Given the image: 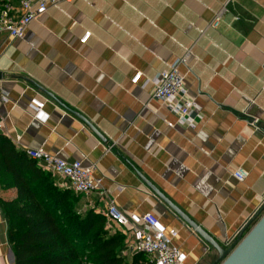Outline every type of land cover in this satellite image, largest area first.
<instances>
[{
    "label": "crops",
    "instance_id": "0c3cea01",
    "mask_svg": "<svg viewBox=\"0 0 264 264\" xmlns=\"http://www.w3.org/2000/svg\"><path fill=\"white\" fill-rule=\"evenodd\" d=\"M186 51L180 71L197 120L170 128L176 118L149 82ZM0 76L1 135L18 150L94 165L102 195L81 196L80 207L102 214L113 202L126 215L153 214L177 231L172 243L188 264L217 254L149 186L225 248L264 203V0H71L31 22L23 39L0 33ZM0 264H13L1 211Z\"/></svg>",
    "mask_w": 264,
    "mask_h": 264
},
{
    "label": "trees",
    "instance_id": "16d2710c",
    "mask_svg": "<svg viewBox=\"0 0 264 264\" xmlns=\"http://www.w3.org/2000/svg\"><path fill=\"white\" fill-rule=\"evenodd\" d=\"M6 192L13 198L0 197V211L13 264H125L124 234L111 233L93 209L79 212L80 195L56 187L51 173L0 135V193ZM131 259L153 264L144 254Z\"/></svg>",
    "mask_w": 264,
    "mask_h": 264
},
{
    "label": "built area",
    "instance_id": "2783aa9c",
    "mask_svg": "<svg viewBox=\"0 0 264 264\" xmlns=\"http://www.w3.org/2000/svg\"><path fill=\"white\" fill-rule=\"evenodd\" d=\"M69 2L71 0H19L18 7L14 8L9 0H3L0 4V33H5L12 39H23L31 22L40 18L50 8ZM222 13L223 10L214 17L210 27L218 26ZM89 37L90 33H85L80 42L85 44ZM188 57L189 51H186L182 57L174 60L168 69L156 74L149 82L152 86L151 98L164 104L176 118V124L167 123L170 128L176 125L193 128L197 120L193 103L187 94L184 74L180 71L181 67H186ZM141 80L142 74L137 72L130 82L132 85H137ZM2 100L7 101L5 94ZM43 106L44 103L38 99L31 100L35 119L44 120ZM249 126L258 130V120H251ZM3 130V123L0 120V135ZM19 150L35 161L41 169L62 180L64 189L85 197L93 193L102 195V180L94 176L96 170L94 165L85 166L78 161L68 162L42 149L22 146ZM247 175L244 170H237L233 177L243 181ZM102 214L106 220V228L111 233L121 232L125 236V246L121 256L126 258L135 254H144L153 264H188L186 256L172 243L177 231L163 228L153 214L126 215L119 211L113 202L108 204ZM232 243V240H227L226 246Z\"/></svg>",
    "mask_w": 264,
    "mask_h": 264
},
{
    "label": "water",
    "instance_id": "95a60500",
    "mask_svg": "<svg viewBox=\"0 0 264 264\" xmlns=\"http://www.w3.org/2000/svg\"><path fill=\"white\" fill-rule=\"evenodd\" d=\"M88 126L96 133L92 126L89 124ZM149 187L183 223L216 252L217 258L211 264H264V203L239 230L233 243L225 248L185 216L157 189L153 186Z\"/></svg>",
    "mask_w": 264,
    "mask_h": 264
},
{
    "label": "rangeland",
    "instance_id": "374dc122",
    "mask_svg": "<svg viewBox=\"0 0 264 264\" xmlns=\"http://www.w3.org/2000/svg\"><path fill=\"white\" fill-rule=\"evenodd\" d=\"M52 175V174H51ZM52 178L54 181H56L57 179H59L57 176L52 175ZM88 209H84V208H79V212H81L82 214L85 213ZM131 257H126L125 258V264H131ZM205 264V263H204Z\"/></svg>",
    "mask_w": 264,
    "mask_h": 264
}]
</instances>
